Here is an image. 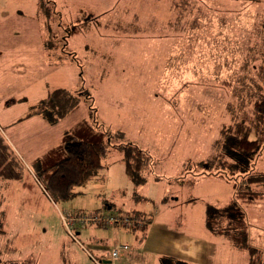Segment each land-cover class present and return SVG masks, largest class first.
<instances>
[{
    "label": "rangeland",
    "instance_id": "obj_1",
    "mask_svg": "<svg viewBox=\"0 0 264 264\" xmlns=\"http://www.w3.org/2000/svg\"><path fill=\"white\" fill-rule=\"evenodd\" d=\"M131 23L138 32L117 29ZM262 68L264 0H0V134L24 162L21 180L0 178V246L12 250L0 264H99L126 228L89 223L73 238L61 214H159L167 203L177 226L214 245L211 264H248L246 249L207 226L208 208L234 197L233 176L214 175L221 165L208 158L241 111L234 88ZM55 88L85 94L53 138L74 118L109 142L103 168L65 202L51 199L26 155L35 119L19 121ZM130 143L145 156L117 148ZM254 162L264 172V147ZM243 207L264 225V203ZM128 234L142 242L141 231ZM252 236L264 264V235Z\"/></svg>",
    "mask_w": 264,
    "mask_h": 264
},
{
    "label": "trees",
    "instance_id": "obj_2",
    "mask_svg": "<svg viewBox=\"0 0 264 264\" xmlns=\"http://www.w3.org/2000/svg\"><path fill=\"white\" fill-rule=\"evenodd\" d=\"M117 29L128 34L131 30L139 31L136 23L122 25ZM256 77L248 78L249 82L245 79L234 88V96L239 100L241 111L232 114L230 125L221 127L219 137L214 141V152L208 158L210 165L217 162L221 165L216 173L231 176V179L233 176L234 197L223 209L208 208L207 226L217 234L226 235L234 246L246 249L249 253L248 264H261L263 261V253L250 244L249 223L243 207L264 200V172L254 169V159L264 147V68L258 71ZM252 87L257 91L246 96L245 93L249 95L254 91ZM79 92L55 88L49 91L27 117L42 115L49 123L56 124L78 109L85 94ZM247 101L252 104L251 113L243 112ZM107 138L106 131L83 119L64 134L59 145L31 163L34 173L51 199L56 202L73 199L79 193L78 187L90 181L103 168L102 160L109 152ZM117 148H126L127 151L132 150L139 156H145L138 146L131 143L118 145ZM22 168L10 144L0 134V178L19 181L23 177ZM140 217L144 225L134 229L141 228L145 234L150 219ZM218 219L220 225L215 226L214 221ZM225 221L227 224H224ZM116 226L118 225L105 227ZM11 251L7 244L4 247L1 245L0 257ZM12 263L22 264L18 261Z\"/></svg>",
    "mask_w": 264,
    "mask_h": 264
},
{
    "label": "crops",
    "instance_id": "obj_3",
    "mask_svg": "<svg viewBox=\"0 0 264 264\" xmlns=\"http://www.w3.org/2000/svg\"><path fill=\"white\" fill-rule=\"evenodd\" d=\"M41 116L42 115H34L32 117L26 116L25 118L19 120L22 121L20 123H26L25 121H34L33 119H35V133L33 134L35 139L25 142L28 145L27 150L25 149L26 155H33L31 163L46 153L48 150L59 145L64 134L69 131L76 123L81 121L71 118L73 120L69 121L67 127H61L62 130L60 136L54 139L52 135L56 133L55 129L57 124L60 125L63 123L62 121L68 119L70 115L64 117V120L56 123L55 125L49 124ZM33 143L35 144L31 145ZM12 150L15 152L14 149ZM15 155H17V157L23 162L22 158L18 156L17 153H15ZM254 169L256 170V167ZM256 171L261 172L259 170ZM214 175L226 177L220 173H215ZM143 199L146 198L143 196ZM263 203L264 200L255 202L251 205H245V207L257 209L258 207H261ZM167 204V210H163L159 214L153 213L151 210H132L126 213L138 214L144 217L146 220L150 219V223L146 228L145 234H143L141 228L130 230L125 227L127 230L125 229L124 231V237L126 236L127 241L125 239V241L122 239L115 240L112 242L110 249L113 248L117 243H126L131 247L130 251L117 261L111 260L109 252L108 256L99 261V264H211V261L215 260L214 245H210V243L201 241V238L197 233L192 236V233H186L182 227L177 226V223L174 222L172 217L177 213L178 208L175 203ZM257 212H259L258 209ZM245 213L247 214V210ZM246 218L249 223V235L251 234L252 236L253 234L252 237L258 236V238L261 235H264V225H262L256 217H253L250 220V218L248 219L246 215ZM175 219H177V216H175ZM79 229L80 227L77 230ZM137 231H141L142 242L139 244H133L131 243L128 233H135L136 235ZM115 233L116 235L120 236L122 231L121 229H116ZM252 241L255 240L252 239ZM228 242L229 245L233 247V244L229 240ZM230 246H228V248H230Z\"/></svg>",
    "mask_w": 264,
    "mask_h": 264
},
{
    "label": "built area",
    "instance_id": "obj_4",
    "mask_svg": "<svg viewBox=\"0 0 264 264\" xmlns=\"http://www.w3.org/2000/svg\"><path fill=\"white\" fill-rule=\"evenodd\" d=\"M62 221L73 238H76L77 227L85 226L89 223H96L97 225L105 226H124L130 230L136 226L142 227L144 225L142 218L135 214L127 215H109L102 213L88 214L86 212L77 213H64L61 214ZM131 247L126 243H117L113 248L110 249V258L112 261H117L125 256L130 251Z\"/></svg>",
    "mask_w": 264,
    "mask_h": 264
}]
</instances>
